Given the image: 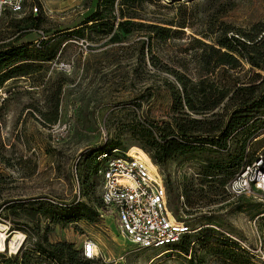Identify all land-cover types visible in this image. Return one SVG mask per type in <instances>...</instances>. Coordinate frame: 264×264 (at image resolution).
I'll use <instances>...</instances> for the list:
<instances>
[{
  "label": "rangeland",
  "instance_id": "374dc122",
  "mask_svg": "<svg viewBox=\"0 0 264 264\" xmlns=\"http://www.w3.org/2000/svg\"><path fill=\"white\" fill-rule=\"evenodd\" d=\"M44 1L50 11L40 13L37 21L23 14L0 18V47L44 50L41 41L29 45L39 40L38 30L48 36L47 45L55 47L52 60H27L24 75L0 85V156L6 160L0 163L5 180L0 184V232L5 236L0 238L5 246L0 253L6 255L0 256V264L35 249L46 229L50 242L65 241L76 249L93 242L98 250L94 264H264V196L257 192L231 197L224 188L230 176L264 148V110L253 111L249 123L231 134L227 149L191 148L160 166L172 208L191 227L184 238L186 253L177 248L160 256L163 248L138 249L121 237L113 216L101 209V180L93 172V161L90 174L85 163V154L96 155L103 143L131 149L148 160L133 128L139 123L162 125L173 115L170 87L178 88L161 63L174 67L179 60L194 72L196 56L203 51L195 39L209 43L210 37L203 34L215 36L222 22L243 30L264 22V0H145L136 11L116 19L110 32L109 25L87 28L82 44L72 32L81 30L76 26L96 0L86 11V0ZM123 20L170 29L165 38L153 34L149 39L145 29L121 26ZM67 29L72 31H63ZM142 41L145 49L150 46V55L146 50L140 55ZM151 55L160 64L153 65ZM242 65L243 71L233 77L247 82L249 65ZM18 202L22 214L14 217L9 206ZM39 204L49 214L40 216L37 229L25 214ZM59 215L79 218L66 225L50 222ZM17 231L23 241L11 250ZM30 257L37 264H49L38 253Z\"/></svg>",
  "mask_w": 264,
  "mask_h": 264
},
{
  "label": "trees",
  "instance_id": "16d2710c",
  "mask_svg": "<svg viewBox=\"0 0 264 264\" xmlns=\"http://www.w3.org/2000/svg\"><path fill=\"white\" fill-rule=\"evenodd\" d=\"M143 1L145 0H96V4L91 8L89 4L92 0H86L89 9L91 8L90 14L76 26V29L81 30H75L72 34L77 38H83L84 33H87V28L95 29L97 24L101 26V29L109 25L110 32L116 19L125 18L128 11H136ZM39 14L26 13L24 19L30 18L37 21ZM128 17L133 18V16ZM122 25L145 29L149 39L153 34L165 38L170 29L159 23L128 22L126 20L121 22ZM178 26L184 27L183 24ZM63 31L71 32L72 30ZM214 33H216L215 36H212V32L203 34L205 39L207 36L210 37L209 43L195 39L202 46L203 51L196 56L198 66L194 68V72H190L187 66L179 60L174 67L161 63V68L171 74L178 83V88L170 87L173 115L168 116L162 125L152 127L139 123L133 128V133L143 143V150L159 168L174 156L191 148H205L212 151L227 149L230 145L231 134L249 123L253 117L251 114L253 111L264 110V74H262L264 73V22L255 23L249 30L235 28L222 22ZM33 43L35 41L30 42L29 45ZM40 44L45 45L44 50L38 48L29 51L25 46H12L11 44L0 47V76L8 75L4 79L0 77V85L11 77L24 75L22 64L25 61H49L54 58L55 47L47 45L45 40H41ZM149 47L148 45L145 49L142 41L140 47L142 57L144 50L150 55ZM149 61L153 65L160 64V60L154 55L149 57ZM244 61L249 65L246 72L250 74V77L247 82L233 77L234 74L243 71ZM224 76L230 83H225ZM243 149L242 147L239 150L236 161L241 159ZM5 161V158L0 156V163ZM91 161H93L92 169L95 174V153L88 151L85 154L87 174L91 171ZM4 181L0 177V184ZM3 201L6 202V199ZM19 203L16 206H9L14 217H20L22 214L17 210L18 207H23ZM169 205L173 213L178 216L177 210L172 208L170 201ZM21 211L26 210L21 208ZM48 214L49 209L44 204H39L27 211L25 215L36 223L38 229L40 216ZM78 218L79 216L72 218H64L61 215L51 216L50 222L66 225ZM185 237L176 245V248L186 253L188 243L184 242ZM35 253L45 257L49 264H94L96 261V258L84 257L82 249L74 248L71 243L48 241L46 229L35 244V249L28 248L19 255L6 257L4 264H37L30 257ZM0 256L5 257L6 255L0 253ZM43 263L46 264V262Z\"/></svg>",
  "mask_w": 264,
  "mask_h": 264
},
{
  "label": "built area",
  "instance_id": "2783aa9c",
  "mask_svg": "<svg viewBox=\"0 0 264 264\" xmlns=\"http://www.w3.org/2000/svg\"><path fill=\"white\" fill-rule=\"evenodd\" d=\"M88 9L85 6L83 11ZM48 11L44 0H0V18L7 13L47 14ZM38 33L37 44L48 37L41 30ZM77 39L81 44L84 41ZM131 151L103 143L95 155V175L101 180V209L113 216L119 235L136 248L178 252L176 245L191 232V227L171 210L160 168L149 156L146 160ZM74 179L78 183L76 171ZM224 188L231 197L257 192L264 196V148L257 150L253 159L227 180ZM0 246L5 249L4 241ZM81 249L83 256L89 259L98 253L91 241Z\"/></svg>",
  "mask_w": 264,
  "mask_h": 264
},
{
  "label": "bare ground",
  "instance_id": "6f19581e",
  "mask_svg": "<svg viewBox=\"0 0 264 264\" xmlns=\"http://www.w3.org/2000/svg\"><path fill=\"white\" fill-rule=\"evenodd\" d=\"M23 237H24L23 234L20 233V232H18V231L15 232V233H13V236H12V238L10 240L9 248L11 250H16L20 246V244L22 243ZM0 238L1 239H4L5 238V236H4V234L2 232H0ZM0 250H3V247L2 246H0ZM165 252H168V251H166V250L165 251H162L159 255L161 256ZM157 256H154L153 258H155Z\"/></svg>",
  "mask_w": 264,
  "mask_h": 264
}]
</instances>
